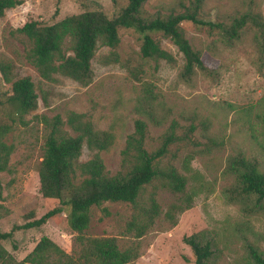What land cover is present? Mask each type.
Wrapping results in <instances>:
<instances>
[{
  "label": "rangeland",
  "instance_id": "1",
  "mask_svg": "<svg viewBox=\"0 0 264 264\" xmlns=\"http://www.w3.org/2000/svg\"><path fill=\"white\" fill-rule=\"evenodd\" d=\"M144 1L151 15L180 11L184 4H189L188 0ZM22 2L6 9L0 17V58L10 60L16 78H32L39 103L25 116V124L15 122L6 134L8 141L15 143V149L10 155V167L1 171L0 200L9 206V212L0 218V229H12L15 224L41 217L61 204L57 197L43 196L40 192L39 163L55 117L60 116L65 122L71 111H77L85 115L84 119L90 121L93 128L110 131L114 140L107 149L91 148L85 142L79 159L85 161L99 153L111 172L121 167L122 149L137 118L147 120L149 149L160 144L162 131L175 120V132L179 135H184L187 126L193 123L192 138H197V142L182 147V141L171 145L161 164L170 159L187 174V190L172 192L156 178L143 189L138 203L106 200L94 205L86 233L114 235L122 248L137 245L140 254L131 264H195L193 249L183 237L201 229L208 230L216 241V264H252L249 243L264 255V201L252 198L250 204H246L231 200L227 190L234 176L225 173L228 156L239 151L258 159L264 170V57L260 54V42L255 38L256 31L248 29L233 46H228L220 40L216 28L185 22L186 35L195 48L202 50L206 65L220 71L216 80L198 72L191 82H186L180 76L183 54L171 39L162 33L153 34L172 54L173 62L142 57V34L133 27L121 28V41L116 49L118 60H105L111 48L100 44L91 59L93 80L84 85L60 73L52 80L41 77L25 59L24 53L30 45L28 38L17 33L16 28L31 19L53 24L86 7L97 8V4L114 17L127 0ZM201 7V15L216 22H228L237 12L250 8L264 14V0H203ZM2 78L0 72V92L8 85ZM148 89L156 96L154 112L157 117L164 116L159 126L152 123L141 106V98ZM204 120L210 122L207 128L201 124ZM63 127L72 130L69 124ZM206 133L223 143L211 151H197L190 161L191 168L185 169L184 155L203 146L208 139ZM174 151H177L176 157L172 155ZM150 193L154 194L160 213L147 233L137 236L126 226L134 212L142 211V205L149 204ZM186 193H193L192 204L184 210L175 208L177 221L174 223L166 216V211L174 203L185 205ZM67 213L66 208L40 226L17 228L4 243L17 259L29 253L44 234L64 249L73 251L76 231Z\"/></svg>",
  "mask_w": 264,
  "mask_h": 264
},
{
  "label": "trees",
  "instance_id": "2",
  "mask_svg": "<svg viewBox=\"0 0 264 264\" xmlns=\"http://www.w3.org/2000/svg\"><path fill=\"white\" fill-rule=\"evenodd\" d=\"M23 0H0V17L6 9L22 4ZM183 10H172L166 15H151L144 7V0H127L114 17H110L97 4V8L67 14L53 24H43L31 19L16 28V32L25 35L29 40V48L24 53L25 59L39 72L41 77L52 80L56 74H65L80 81L84 85L92 82L94 71L91 59L100 44L111 48V53L105 60L117 61V51L121 36L120 29L133 27L142 34L140 46L141 56L153 59H164L173 62L172 54L164 49L159 39L153 34L162 33L164 37L178 47L183 54L181 78L191 82L198 72L218 79L219 69L206 65L201 49L195 48L186 35L185 22L208 24L220 33V40L233 46L248 29L256 31L255 38L260 42V54L264 57V14L252 8L237 12L229 21L216 22L205 19L200 11L203 0H188ZM2 80L8 84L0 92V187L2 186L1 171L10 167V155L15 149V143L8 141L7 132L15 122L25 124V116L36 109L39 94L30 76L16 78L12 63L0 58ZM152 89L145 91L141 98V106L150 116L155 126H159L164 116L157 117L154 112V97ZM47 98L44 97L46 102ZM145 105H144V103ZM5 109V113L3 112ZM85 115L71 111L65 122L61 117H55L47 134L43 157L39 163L40 192L43 196L57 197L61 202L49 209L41 217L23 224H15L11 229H0V264H131L140 254L137 245L122 248L114 235L94 236L86 233L90 226L94 205H100L106 200H122L138 203V196L147 185L156 178L162 186L172 192L187 190V174L183 173L169 160L161 161L170 152V146L180 143H195L192 132L193 123L187 126L184 135L176 134V121L173 120L161 133L160 144L149 149L146 138L149 137L147 120L139 117L134 122L125 147L122 149L120 169L111 172L105 165L101 155L96 153L90 159H79L85 144L99 150L107 149L114 140V135L105 129H95L91 122L85 120ZM69 124L72 130L63 127ZM210 122L202 121L207 128ZM203 146L188 151L182 160L185 169H190V161L197 151L214 150L223 143L213 135L208 134ZM184 143V144H183ZM179 146V147H180ZM178 147V150H179ZM173 157L177 151L172 152ZM225 173L234 176L233 184L227 194L231 200L250 204L254 201H264V170L259 160L248 157L244 152L228 156ZM193 193H186L185 205L174 203L166 211V216L174 223L176 209L184 210L191 206ZM149 204L142 205V211L134 212L127 223V229L141 236L152 227L160 209L153 193L149 194ZM68 210L70 225L76 231L73 251L64 249L49 235L44 234L34 248L23 258L17 259L4 243V239L13 235L17 228L40 226L55 214ZM9 212V206L0 200V218ZM184 241L194 252L195 264H216V241L208 230L201 229L191 234H185ZM252 264H264V255L252 243H249Z\"/></svg>",
  "mask_w": 264,
  "mask_h": 264
}]
</instances>
